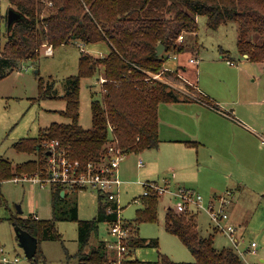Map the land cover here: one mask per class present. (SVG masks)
I'll list each match as a JSON object with an SVG mask.
<instances>
[{"label":"rangeland","instance_id":"374dc122","mask_svg":"<svg viewBox=\"0 0 264 264\" xmlns=\"http://www.w3.org/2000/svg\"><path fill=\"white\" fill-rule=\"evenodd\" d=\"M10 7L9 0H0V49L11 30L7 23ZM252 36L254 39L257 37ZM237 37L236 20L229 19L218 27H210L205 16H197V29L185 34L186 49L184 53L181 52V60L189 70V73H185L192 79H188L191 89L197 90L195 80L201 91L218 100L219 108H234L232 112L237 113L236 116L250 127V133H243L217 120L209 111L202 112L198 117L194 104L162 102L159 105V137H186L188 133L195 132L200 119L197 130L205 134L211 133L219 123L224 138L223 144L215 148L225 155L224 159L218 153L209 157L201 147L199 163L184 165L181 170V176L186 181L184 186L199 193L205 205L215 195L231 190L230 187L236 184L243 186L249 192L248 197L245 194L241 196V203L246 207L244 220L247 222L244 243L255 240L258 243L257 253L264 254V199L261 198V193H264V143L252 133L262 131L264 127V61H253L244 56L245 53H240ZM47 47L46 44L40 46L35 58L26 59L17 69L9 71L0 79V158L9 159L13 165L36 158L33 153L17 149L15 142L36 137L52 122L70 121L60 113L66 106V100L61 95L65 91V78L77 73L81 51L93 54V57L105 55L109 51L104 41L88 44L70 41L56 46L51 53L46 52ZM190 55L198 58L197 64L187 60ZM164 65L175 69L177 60L167 57ZM176 73H164L161 81L174 91L189 90ZM98 75L102 76L98 73L80 77L78 124L83 128H89L92 124L91 100L100 98ZM183 77L186 78L184 74ZM40 79L44 82V88L52 84L51 93L55 96H48L49 91L43 93ZM190 100L195 102L192 98ZM234 138L240 141L237 152L232 147ZM165 139L158 147L138 153H125L118 166L122 183L117 199L123 221L125 224L130 222L126 225L135 236L145 238L146 242L149 239L157 242H145L132 247V255L144 261L143 264L156 261L160 254H167L175 261L194 260L193 254L179 237L165 228L166 207H174L178 197L169 192L157 194L156 220L140 222L135 219L136 210L144 207L140 198L134 200V197L143 193V182H166L168 190L174 191L176 185L172 181L179 177V172L172 176L174 168L170 165H179L185 153L196 158L195 150H183L179 145H171L168 138ZM225 146L232 152L227 151ZM138 158L144 161L143 167L137 165ZM51 189V184L42 185L39 181L0 179V245L11 259V263L7 264H78L79 228L74 218L66 215L53 220L48 234L38 239L35 263L26 257L16 237L11 215L33 217V214H37L40 219L53 216ZM72 200L77 201L80 219L94 218L99 203L95 188H82L76 192L68 189L67 201L61 200L60 207L67 210ZM194 213L197 214L200 235L212 234L217 248L232 246L233 242L228 236L213 229L203 208L196 209ZM97 223V229L90 233L88 242L82 248L83 252H89L101 244L104 247L105 239L111 238L108 224L104 221ZM104 249L108 255V249ZM14 257L18 258L17 261H13Z\"/></svg>","mask_w":264,"mask_h":264},{"label":"trees","instance_id":"16d2710c","mask_svg":"<svg viewBox=\"0 0 264 264\" xmlns=\"http://www.w3.org/2000/svg\"><path fill=\"white\" fill-rule=\"evenodd\" d=\"M9 3L22 17L11 26L0 49V79L17 69L21 62L35 58L43 44L55 48L70 41L81 44L104 41L109 51L95 57L81 51L77 73L65 78V91L61 95L66 106L60 113L70 121L52 122L36 137L15 142L17 149L33 153L36 158L15 165L9 159L0 158V179L33 173L46 176L49 154L45 142L51 140H57L68 156L78 159L82 166L87 162H103L108 144L113 140L126 154L157 147L160 141L158 106L162 102L177 101L178 96L165 82L148 78L147 71L159 72L168 53L186 49L185 34L197 29V16H205L210 27L236 20L239 52L247 53L253 61H264V0H9ZM182 32L183 40L177 42ZM252 35L257 37L254 39ZM159 43L163 45L160 54L156 50ZM98 73L105 80L100 82V98L91 100V127L83 128L78 124L80 77ZM40 80L43 93L49 91L48 96H55L51 93L52 84L44 88ZM51 187V218L14 214L10 216L13 224L39 239L48 234L55 218L67 215L77 221L79 228L78 264H113L103 244L89 252L82 251L90 233L97 229V221L110 224L116 219L115 213H107L113 202L103 200L98 192L94 218L80 219L76 200L69 203L67 210L60 207L61 200L67 201L65 185L51 184ZM63 189L65 193L61 195ZM67 189L78 190L77 187ZM143 197L145 205L136 210L135 219L155 221L159 195L151 193ZM165 228L179 237L194 260L175 261L167 254H160L159 259L147 264H244L233 247L217 248L212 235H200L191 213L169 206ZM145 242V238L135 236L129 229L130 252L121 264H143L144 261L132 255L131 249ZM146 243L157 242L149 239ZM30 260L35 263L36 258Z\"/></svg>","mask_w":264,"mask_h":264},{"label":"built area","instance_id":"2783aa9c","mask_svg":"<svg viewBox=\"0 0 264 264\" xmlns=\"http://www.w3.org/2000/svg\"><path fill=\"white\" fill-rule=\"evenodd\" d=\"M183 32L180 33L176 40L182 41ZM47 53L52 52V46L47 45ZM177 59L178 54L176 52H170L166 55V58ZM189 61L197 63L196 57H189ZM233 63V62H232ZM168 71H176L171 67L163 65L159 72L147 71L148 78L163 79L164 73ZM181 80L185 81L190 86V81L185 79L179 72L176 73ZM165 76V75H164ZM105 80L104 77H100V82ZM170 84V83H169ZM49 151L47 160V175L39 176L37 174H21L11 177L13 181L20 180H32L39 181L42 185L49 183L54 185H65V187H77L82 188H95L101 193L103 200L113 202V206L110 205L107 208V213H115L116 219L112 223L108 224V230L111 238L105 239V248L108 249L109 260L113 264H121V260L130 252L127 244V238L129 228L123 221L120 215V206L118 203V193L122 183V180L118 175V166L125 153L117 146L113 140L108 144L106 155L103 162L99 164H93L87 162L85 166L81 165L78 159H72L68 156L65 148L60 146L57 140H51L45 142ZM138 164H142V160H138ZM144 191L141 196H148L151 193L163 194L169 192L170 194L179 198L174 208L180 212L193 213L196 209L203 208L211 220L212 225L216 230L223 232L233 242V248L242 258L244 264H254L245 259L244 252L239 248L237 239L235 236L236 227L230 220L228 205L231 202V190H228L222 194L215 195L213 199L205 205L203 198L199 193H196L192 189L180 187L174 191H169V187L165 184H159L153 181L143 182ZM139 197H135L134 200H138ZM34 218H39L37 214H33ZM256 241H251L249 244V250L252 253L256 252ZM111 254V255H110ZM17 257L13 258V261H17ZM11 259L4 253L3 247L0 245V263H10ZM264 264V263H261Z\"/></svg>","mask_w":264,"mask_h":264},{"label":"crops","instance_id":"0c3cea01","mask_svg":"<svg viewBox=\"0 0 264 264\" xmlns=\"http://www.w3.org/2000/svg\"><path fill=\"white\" fill-rule=\"evenodd\" d=\"M183 37H184V34H183ZM188 37L190 38V36H188ZM177 42H180V41H177ZM186 51H189V50H186ZM197 52H199L198 47H197ZM177 54H178V57L176 59L177 60V67L175 69L177 72H181L182 76L184 74L188 80L190 78L187 75V73H189L188 72L189 70L187 71V65L184 63L183 60H181V52L177 53ZM191 56L196 57L194 55H190V56H188V59H187L188 61H189V57H191ZM244 56L248 57L247 53H245ZM197 63H195V64H197ZM185 72H187V73H185ZM190 80H192V79H190ZM193 81L195 82L194 85L197 88V90L191 89L192 88L191 86L187 85V83L185 81H182V83L184 82L185 87L188 88L189 90L179 91L176 89L177 91H174V92L177 94L178 100L172 101V102H186V103L194 104L195 107H197L198 117L200 116V114L202 112L209 111L216 117L217 120L222 121V122H226L229 126H231L233 128H237L243 133H250L248 131L250 129V127H247L248 125H246L243 121H241L236 116L237 113L232 112V111H234V108L231 107L230 110H227L224 107L219 108L218 100L215 99L214 97L210 96L208 93L201 91L198 88L196 81L195 80H193ZM191 98L194 99L195 102H192L190 100ZM158 117H159V106H158ZM200 120H198L197 125L199 124ZM197 125H196L195 132L188 133L189 135H186V137H184V136L183 137H181V136H179V137H162L163 139L159 137V139H160L159 144L162 140H166L165 138H168V140L170 141L169 143L171 145H173V144L179 145L181 147V149H183V150H195V153H196L195 159L191 158L187 153H185V155L180 159L179 165H174V164L170 165L171 168H174L172 176H174V174L176 172H179V177L175 181H172L173 184L176 185V186L173 185L176 189H178L180 187L187 188L184 186V183L186 181L181 176V170L183 169L184 165H189V164L192 165L193 163H196V164L199 163V161H198V160H200L199 151H200L201 147H202V149H204V154H208L209 157H211L214 153L220 154L221 155L220 158H222V159H224V156H225L222 152H220L219 150H217L215 148L216 146L223 144L222 140L224 138L223 133L221 132V127L219 126V123L216 124L215 129L211 130L212 132L209 130H206V131L211 132V133H207V134L201 133L200 131H198ZM159 126H158V130L160 133L161 129ZM262 129H261L262 131L255 132V133L252 131V133L256 136H259L261 142L264 143V127ZM250 131H251V129H250ZM159 144H158V146H159ZM239 145H240V141H237V138H234L233 146H232L234 151L237 152L239 150ZM173 148H174V146H173ZM225 148H226V146H225ZM226 150L229 152H232L229 148L228 149L226 148ZM122 159H121V161H122ZM139 159H141V158L137 159V165L143 167L144 161H142V164H138ZM154 162H156V160ZM166 170H168V169H166ZM147 180H149V179H147ZM149 181H153V182L158 183L155 180H149ZM167 183H168V181H167ZM164 184L166 186H168L166 184V182H164ZM67 188L68 187H66V190H68ZM230 188H231L232 195H231V202L228 205V210H229L230 220L233 222V224L236 227L235 236L237 239L238 246L244 252L245 259H247L248 261H250L254 264L264 263V254L263 253H261V254L257 253L258 252V243L256 245V252L255 253H252L249 250V244L251 241L249 243H244V237H245V233H246L247 222L244 220L245 215L243 212H245L246 207H244L243 204L241 203V196L245 194L248 197L249 192L247 190H245L244 187L239 185V184H236L235 187H230ZM78 190H80V189H78ZM64 193H65V190H64ZM261 195H262L261 198L264 199V193H261ZM136 197H139L142 200L143 205H145L143 196L137 195ZM158 202H159V197H158ZM169 206L170 205H167L166 208H168ZM166 211H167V209H166ZM193 213H191V214L193 215L194 221H195L196 226L198 228V223L196 222V215L197 214H195V213L193 214ZM165 214H166V212H165ZM213 229L215 231H218L215 229L214 226H213ZM209 235H212V234H209ZM213 243H214V236H213ZM231 247H233V244Z\"/></svg>","mask_w":264,"mask_h":264},{"label":"water","instance_id":"95a60500","mask_svg":"<svg viewBox=\"0 0 264 264\" xmlns=\"http://www.w3.org/2000/svg\"><path fill=\"white\" fill-rule=\"evenodd\" d=\"M22 17V13L10 7L7 15V23L8 26L11 27L16 20H19ZM157 53L160 54L163 51V45L159 43L156 46ZM49 153V151H47ZM64 193V190L61 191V195ZM18 210L21 211L20 206H17ZM14 230L16 233V237L19 241V244L23 247L26 257L33 258L38 245V239L36 236L28 232L27 230L21 228L18 224H14Z\"/></svg>","mask_w":264,"mask_h":264}]
</instances>
